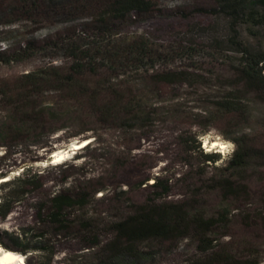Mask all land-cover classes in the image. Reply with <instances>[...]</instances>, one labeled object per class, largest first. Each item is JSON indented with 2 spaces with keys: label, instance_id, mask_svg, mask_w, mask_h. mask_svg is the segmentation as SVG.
Wrapping results in <instances>:
<instances>
[{
  "label": "rangeland",
  "instance_id": "1",
  "mask_svg": "<svg viewBox=\"0 0 264 264\" xmlns=\"http://www.w3.org/2000/svg\"><path fill=\"white\" fill-rule=\"evenodd\" d=\"M84 1L87 6H82ZM104 1L0 0V53L22 57L0 64V171H8L12 178L28 168L37 174L40 185L0 223L1 234L45 233L47 245L55 252L51 264H100L97 248H89L93 237L100 245L111 239V223L129 214L131 205L153 198L149 185L159 177L170 185L166 201L184 203L190 214H228L227 223L209 235L218 248L239 257L252 253L264 264V165L253 162L237 170L231 179L240 188L235 196H225L216 185L230 177L222 164L232 151L221 153L212 145H234L232 140L245 138L264 149V103L237 82L239 74L232 65L211 49L231 48L234 66L241 54L230 40L250 50H264L259 16L252 11L239 19L234 36L231 18L215 12V0H151V12L131 14L115 23L108 33L111 48L126 56L128 46L146 38L151 60L124 71L110 69L103 61L90 73L82 59L81 81L99 90L117 83L119 89L135 95L148 122L126 131L98 123L77 90L55 80L54 71L64 75L74 62L69 45L82 50L94 47L100 35L95 16ZM256 11L264 9L258 5ZM185 43L202 50L180 55L176 47ZM137 53L132 51L128 60L137 63ZM165 69L188 70L200 75L202 82L156 81L153 75ZM236 92L241 93V112L225 114L216 103ZM185 134L197 135L203 151L219 153L220 160L203 164L186 154L180 144ZM83 141L88 142L82 149H71ZM58 150L67 153L59 164H51L50 155ZM100 187L105 191L90 193L85 208L71 211L68 230L58 232L38 221V213L45 214L55 193ZM4 241L8 248L0 245L2 249H17ZM144 247L153 254L146 264H183L199 254L192 237L153 241ZM25 261L44 264L46 259L28 253Z\"/></svg>",
  "mask_w": 264,
  "mask_h": 264
},
{
  "label": "trees",
  "instance_id": "2",
  "mask_svg": "<svg viewBox=\"0 0 264 264\" xmlns=\"http://www.w3.org/2000/svg\"><path fill=\"white\" fill-rule=\"evenodd\" d=\"M215 3L217 5L216 13H221L231 18V31L235 34L234 36L237 35L235 28L239 24V19L248 13L250 15L252 11L253 13L255 12L263 26L264 41V12L258 13L256 11L258 5L264 9V0H215ZM32 4L37 6L35 1ZM82 6H87L85 1ZM101 7L95 18L97 23H100V27L97 29L98 35L103 33L104 36L101 37L99 35L94 39L96 41L95 45H92L94 46L92 49L82 50L80 46L78 47L75 44L69 45L68 52L74 62L69 67V72L64 75L54 71L55 80L66 88L76 89L78 96L86 101L89 114L94 116L98 123L126 131L142 128L148 120L142 116V110L135 95L122 91L117 83H108L109 85H105L102 90L97 89V87L92 89L81 81L84 69L82 61H87V69L90 73H94L95 69L103 61L109 64L108 68L120 71H124L123 69L126 67L131 69L132 67L138 68V66L142 67L147 64V61L144 63V60L150 57L151 49L146 38L132 43L126 50L128 55L132 51L138 52L136 63L132 60L129 61L128 55H119L111 48L113 46L111 44L112 36H109L108 33L115 23L124 22L131 14L142 15L151 12L153 8L152 2L151 0H105ZM182 15L183 17L185 16L184 14ZM229 42L236 47L235 51L241 54V57L236 59V66H234V59L230 54L231 48L223 49L215 46V48L211 49L224 63L232 65L239 74L237 82L241 83L246 91L254 92L256 98L264 103V50H250L240 42L234 40ZM176 48L180 52L179 54L183 56L200 51L199 49L202 50V48L198 49L193 44L187 43ZM19 58L22 57L7 56L5 53H0V64L17 61ZM113 59L118 60L119 63L115 60L112 61ZM96 60L98 63L95 66ZM125 63L129 64L126 65ZM199 76L188 70L165 69V71L153 75V78L160 83L168 85H192L200 82V80L202 82V77L200 78ZM101 91H104V93ZM240 94V92L231 93L223 101L217 102L216 106L223 110L225 114L239 113L241 112V106L238 101V98L241 97ZM196 137L197 135L193 136L190 134L180 137V144L184 152L190 154V156H195L203 164H216L220 160L219 153L203 151L201 142ZM83 142L75 143V145ZM87 142L74 150L82 149V147L87 145ZM232 143L235 148L222 164L224 172H228L230 177L222 179L216 185L217 188L224 192L225 196H235L240 188L235 186L231 179L237 170L245 168L253 162L264 165L263 148L257 147L245 138L232 140ZM58 151L52 152L51 155ZM62 160L51 164L57 165ZM8 175V171H0L1 178H8V180L0 182V223L9 216L14 207L22 202L32 190L40 186L36 184L37 174L31 173L28 168H23L21 173L12 178L8 177ZM149 186L153 189L154 197L142 203L131 205L129 214L112 222L110 225L111 239L100 245L97 237H93L89 248H97L99 256H101L100 264H146L153 256L144 247L146 243L153 241L161 243L175 242L188 237H192L197 242L199 254L186 259L183 264H260L259 259L252 253L239 257L225 248H218L219 245L216 239L209 236L216 226L227 223V213L219 212L217 216H207L198 212L190 214L184 203L166 201L171 190L167 181L154 177L153 183ZM101 191H105V189L100 187L96 191L57 192L49 197L45 214L38 213V221L48 224L58 232L66 231L73 222L70 218L71 211L85 208L88 204L90 193L96 194ZM40 209L44 210V206L41 205ZM4 240L18 246L15 252L25 255V259L28 253H36L46 259L44 264H51L50 262L55 255L53 247L47 245L45 233L43 232L33 233L30 236L27 232H23L21 237L18 235L10 236L7 233L1 234L0 232V245L8 248Z\"/></svg>",
  "mask_w": 264,
  "mask_h": 264
},
{
  "label": "bare ground",
  "instance_id": "3",
  "mask_svg": "<svg viewBox=\"0 0 264 264\" xmlns=\"http://www.w3.org/2000/svg\"><path fill=\"white\" fill-rule=\"evenodd\" d=\"M86 142L87 141L83 142L82 144H76V145L74 144L72 150L80 148ZM213 144L217 145L216 143H212V145ZM65 153H67V151H58L53 153L50 158L54 159V161L51 163H55L57 161L62 160L64 158ZM6 180H8L7 177L0 178V182H4ZM25 263H26L25 256L23 254L11 250H4V248L2 249L0 247V264H25Z\"/></svg>",
  "mask_w": 264,
  "mask_h": 264
},
{
  "label": "clouds",
  "instance_id": "4",
  "mask_svg": "<svg viewBox=\"0 0 264 264\" xmlns=\"http://www.w3.org/2000/svg\"><path fill=\"white\" fill-rule=\"evenodd\" d=\"M213 147L218 149V151L221 153L225 152L226 150L232 151L234 149V145H232L231 143H226L223 145H214Z\"/></svg>",
  "mask_w": 264,
  "mask_h": 264
}]
</instances>
